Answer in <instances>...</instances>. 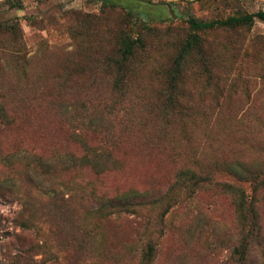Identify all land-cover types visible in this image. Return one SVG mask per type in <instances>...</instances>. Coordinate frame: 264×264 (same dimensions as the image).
Segmentation results:
<instances>
[{
    "label": "rangeland",
    "instance_id": "1",
    "mask_svg": "<svg viewBox=\"0 0 264 264\" xmlns=\"http://www.w3.org/2000/svg\"><path fill=\"white\" fill-rule=\"evenodd\" d=\"M111 1L0 0V264H144L147 244L149 264H238L232 197L190 193L177 174L236 183L227 164L264 169V21L197 31L178 110L164 108L166 75L191 19L264 11V0ZM128 34L142 44L120 77L112 60ZM73 132L88 145L113 135L101 172L61 158L83 152ZM238 183L261 227L243 264H264L263 192ZM130 190L144 196L130 209L93 213L92 193Z\"/></svg>",
    "mask_w": 264,
    "mask_h": 264
},
{
    "label": "trees",
    "instance_id": "2",
    "mask_svg": "<svg viewBox=\"0 0 264 264\" xmlns=\"http://www.w3.org/2000/svg\"><path fill=\"white\" fill-rule=\"evenodd\" d=\"M109 5H115L111 0H102L101 6L107 7ZM127 15L130 18L135 17V12L127 9ZM264 21V11H258L255 13H247L243 15L229 16L222 20H190V26L192 32L189 33L186 40L180 46L177 56L174 58L172 67L167 71L166 75V87L169 92L165 99V110H178L179 104L174 94L177 91V81L181 73V68L184 63L185 58L193 51L199 52V36L197 31L211 29L215 27H227L234 28L237 26L251 25L255 19ZM147 23H143L145 27ZM120 45L118 48L119 57L113 59L112 62L119 76L122 77L124 73L126 74L127 62L132 57L134 49L137 45L142 44L140 36L132 37V35H122L119 38ZM118 76V75H117ZM115 81L114 86L117 87V83L121 78ZM95 126L93 120H90ZM73 140L79 143L83 147V152L78 155L65 154L61 156L64 160H74L79 162L78 167H90L96 173L103 170L107 162L111 161L110 152L106 149L107 145L112 139L108 138L113 136L112 134H106L104 139L99 141L96 145L92 143L88 145L87 140L83 138L82 135L78 133H72ZM60 157L59 155L56 156ZM43 163V158H38V166H45L48 168L49 159H45ZM48 171V170H47ZM225 171L237 182L231 181H217L212 180L209 174L203 171H197L192 168H186L179 170L177 174V183L182 185L186 191L192 193L199 186L210 187L219 186L225 193L232 197L233 204L235 206L236 212L238 214V221L240 225V230L238 232L237 244L232 249V255L238 264H243L249 255L250 244L252 241H259L261 238V227L258 223V215L256 210L253 208L250 202H247V195L238 181H250L253 184L254 191L258 190L263 192L264 196V169L257 171L246 167L241 162H232L225 166ZM143 194L136 190L124 191L115 196L108 197L106 195H98L92 193L90 197V204L95 205L94 214L109 215L111 213H121L130 209L133 205L132 200L143 199ZM249 206V208H248ZM147 250L143 254L144 264H149L152 259L154 248L152 245L147 244Z\"/></svg>",
    "mask_w": 264,
    "mask_h": 264
}]
</instances>
